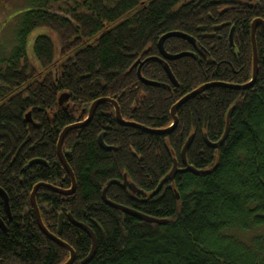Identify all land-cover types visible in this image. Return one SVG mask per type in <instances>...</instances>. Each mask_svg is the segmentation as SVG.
Instances as JSON below:
<instances>
[{
	"label": "trees",
	"instance_id": "1",
	"mask_svg": "<svg viewBox=\"0 0 264 264\" xmlns=\"http://www.w3.org/2000/svg\"><path fill=\"white\" fill-rule=\"evenodd\" d=\"M21 6L16 39L0 46V189L11 211L9 219L0 196L6 226L0 264H65L70 253L40 230L31 201L40 183L72 189L58 155L63 130L85 121L104 98L117 102L124 121L164 130L174 123L172 108L200 87L249 83L251 27L264 20V0H24ZM39 30L31 48L29 38ZM173 32L196 43L165 42L168 54H191L167 62L178 87L157 60L160 39ZM256 42L252 88L207 89L179 108L170 134L123 126L105 103L87 126L66 136L75 193L41 188L36 202L51 234H58L63 216L60 239L75 251L74 264L88 257L92 240L69 215L97 238L89 264H264L263 28ZM140 67L142 78L158 86L141 81ZM63 94L68 100L61 106ZM228 123L225 142L212 147ZM190 137L186 160L195 172L178 174L155 194L174 161L185 168ZM34 160L43 163L30 166ZM125 176L136 193L124 187ZM104 191L109 202L168 223L127 215L104 201Z\"/></svg>",
	"mask_w": 264,
	"mask_h": 264
},
{
	"label": "water",
	"instance_id": "2",
	"mask_svg": "<svg viewBox=\"0 0 264 264\" xmlns=\"http://www.w3.org/2000/svg\"><path fill=\"white\" fill-rule=\"evenodd\" d=\"M251 28H252V30H251L252 31L251 32V39H252L253 53H254L253 76H252L251 81L249 83L245 84V85H232V84H224V83H210V84L204 85V86L200 87L199 89L193 91L192 93L188 94L183 99H181L172 108L171 116L173 117L174 124L171 125L169 128L164 129V130H153V129H147V128H145V127H143L141 125H138V124L128 123V122L124 121V119L122 118L121 111H120V108H119V105L117 104V102L114 101V100H111V99L104 98V99L97 100L96 102H94L92 104V106L90 107L89 115H88V118L86 119V121L73 124V125L65 128L63 130V132H62V134L60 136V139H59V143H58V155H59V158H60L63 166L65 167L66 171L68 172V174L71 177L72 189H70V190H62V189L54 187L52 185L40 183L34 188V191H33L32 196H31V201H32V206H33L34 213H35V216H36L37 224H38L40 230L44 233V235L46 237H48L50 240H52L53 242H55L59 246L63 247L64 249H66L70 253V258L67 261V263H65V264H74L75 261H76V257H75V251L73 250V248L70 247L68 244H66L65 242H63L60 239V236L62 234V228H63V216H60L58 235L51 234L48 231V229L45 227V225H44V223L42 221V218H41V215H40V211H39V208H38V205H37V202H36V194L41 188H47V189H49L50 191H52L54 193L65 195V196H70V195H73L75 193V190H76V179H75V176H74V173H73L72 169L70 168V166H69V164H68V162L66 160V156H70V155L69 154L65 155L64 152H63V143H64V140H65L66 136L72 130L80 129V128H83V127L87 126L92 121V119H93L98 107L101 104H105V103L113 105V107L115 109V113H116V119H117L119 124H121L123 126L138 128V129L144 130V131H146L148 133H151V134L167 135V134L172 133L174 131V129L177 127V125H178L177 112H178L179 108L182 107L187 101H189L190 99H192L195 96L199 95L200 93L206 91L207 89L212 88V87H226V88L235 89V90H246V89L252 88V86L255 84L256 79H257L258 74H259V59H258V52H257L256 33H257L258 28H263V30H264V20L256 19L252 23V27ZM173 37L185 39V40L189 41L193 45H195L196 43H195V40L192 39L191 37H189V36H187L185 34L179 33V32H173V33L166 34L159 41L158 47H159V51L161 53L162 58H158L157 60H158L159 63L164 65V69H165L167 75L169 76L170 80L172 81V83L174 85H176L178 87V83H177L174 75L172 74V72L170 70V67H169L167 62L168 61L178 60L180 58H183V57H186V56H190L191 54L190 53H182V54H178V55L168 54L166 52L165 48H164V45H165V42H166L167 39L173 38ZM230 43H231L232 46H234L233 33H231V36H230ZM148 60H151V59H148ZM140 69H141V67L139 68V77H140L141 81H143L146 85L158 86L157 83H154V82H151V81H147L144 78H142ZM67 100H68V95L63 94L60 97V99H59V104L62 106ZM232 112H233V109L229 112L228 121H229V119L232 116ZM26 118H27L28 122L32 121L30 113L27 115ZM228 132H229V123L227 124L226 132H225L223 138L218 143L212 144V147H214L216 149H219L223 145V143L225 142L226 137L228 135ZM192 140H193V137H190V139L188 140V142L186 143V145H185V147L183 148V151H182V159L184 161L185 168L179 169L178 165H177V161H174L173 169L161 181V183L158 186L155 194H158L160 192V188L164 184H166L168 181H173L178 174H183V173H187V172H191V173L195 172V169L192 168L191 166H189L187 164V160H186V152H187L188 148L190 147V145L192 143ZM99 143L104 149H106V150L110 149V148H108L105 145L102 136L99 138ZM41 163H43V162H41L39 160H34V161H32L30 163V166H33V165H36V164H41ZM124 187L125 188L129 187L133 191V193L137 192V188L135 187L134 184H128L127 176L124 177ZM0 196L2 197L3 205H4L5 210H6V214H7L8 218L11 219V211H10V207H9L8 196L1 189H0ZM177 198H179L178 195H177ZM103 199L108 205H110V206H112V207H114V208H116L118 210H121L125 214L130 215V216H132V217H134V218H136V219H138L140 221H144V222L151 223V224H158V225H166L168 223L167 220H160V219L148 217V216L143 215V214H141V213H139L137 211H134L132 209H129V208H126V207H123V206H119V205H116L114 203L109 202L107 200V198H106V192L105 191L103 193ZM69 220H70V222L73 225H75V226L79 227L80 229H82L83 231H85L89 235L90 239L92 240L91 252L88 255V257L85 260H83V262H82V264H89L94 259L95 255H96V252H97V246H98L97 238H96L95 234L93 233V231L91 229H89L88 227H86L83 224H80V223L76 222L73 219V217L70 216V215H69ZM0 227L3 230H6L5 223L3 222V220L1 218H0Z\"/></svg>",
	"mask_w": 264,
	"mask_h": 264
},
{
	"label": "rangeland",
	"instance_id": "3",
	"mask_svg": "<svg viewBox=\"0 0 264 264\" xmlns=\"http://www.w3.org/2000/svg\"><path fill=\"white\" fill-rule=\"evenodd\" d=\"M5 4L0 7V46L9 43L12 44L16 39L18 27L20 25V14L25 10L20 5L24 4V0H3ZM42 31H35L29 38V46L32 48L35 38L41 34ZM253 234V233H252ZM244 240L249 236H242L245 234H238ZM250 235V234H247Z\"/></svg>",
	"mask_w": 264,
	"mask_h": 264
},
{
	"label": "bare ground",
	"instance_id": "4",
	"mask_svg": "<svg viewBox=\"0 0 264 264\" xmlns=\"http://www.w3.org/2000/svg\"><path fill=\"white\" fill-rule=\"evenodd\" d=\"M85 121H86V120H85ZM83 122H84V121H83ZM173 124H174V123H173ZM173 124H172V125H173ZM99 138H100V137H99Z\"/></svg>",
	"mask_w": 264,
	"mask_h": 264
},
{
	"label": "flooded vegetation",
	"instance_id": "5",
	"mask_svg": "<svg viewBox=\"0 0 264 264\" xmlns=\"http://www.w3.org/2000/svg\"><path fill=\"white\" fill-rule=\"evenodd\" d=\"M58 235V234H57Z\"/></svg>",
	"mask_w": 264,
	"mask_h": 264
}]
</instances>
